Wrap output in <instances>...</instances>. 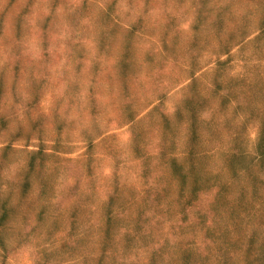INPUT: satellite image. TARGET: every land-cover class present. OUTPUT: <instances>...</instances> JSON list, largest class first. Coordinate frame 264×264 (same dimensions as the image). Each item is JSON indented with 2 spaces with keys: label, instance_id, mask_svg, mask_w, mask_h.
Listing matches in <instances>:
<instances>
[{
  "label": "rangeland",
  "instance_id": "1",
  "mask_svg": "<svg viewBox=\"0 0 264 264\" xmlns=\"http://www.w3.org/2000/svg\"><path fill=\"white\" fill-rule=\"evenodd\" d=\"M0 264H264V0H0Z\"/></svg>",
  "mask_w": 264,
  "mask_h": 264
}]
</instances>
